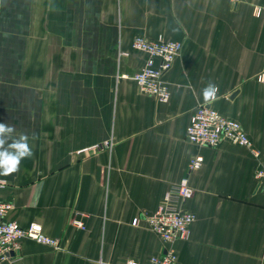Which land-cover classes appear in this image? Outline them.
Segmentation results:
<instances>
[{"label":"crops","instance_id":"obj_1","mask_svg":"<svg viewBox=\"0 0 264 264\" xmlns=\"http://www.w3.org/2000/svg\"><path fill=\"white\" fill-rule=\"evenodd\" d=\"M135 35L182 43L163 74L167 102L131 78L147 56ZM263 69L264 0H0V123L27 133L33 153L0 176V200L12 204L6 219L59 240L25 239L20 260L0 264L144 263L164 252L131 220L154 211L197 154L193 193L178 204L195 219L168 244L177 264H264V191L253 177L264 161ZM209 83L217 91L206 100ZM198 104L239 121L258 157L227 140H186Z\"/></svg>","mask_w":264,"mask_h":264},{"label":"built area","instance_id":"obj_2","mask_svg":"<svg viewBox=\"0 0 264 264\" xmlns=\"http://www.w3.org/2000/svg\"><path fill=\"white\" fill-rule=\"evenodd\" d=\"M132 47L147 54L142 66L131 76L135 86L140 92L152 96L157 101L167 102L170 90L163 74L179 56L182 43L162 36L148 38L135 35L132 38ZM257 78L264 80V69ZM185 138L192 144L209 147H216L222 140H227L250 148L255 157L259 155L252 149L250 138L240 122L223 115L208 104H198L195 107L185 129ZM105 144L109 145L110 141ZM202 162L201 154L190 157L186 174L166 190L158 207L152 212H142L131 220L132 226H137L142 220L145 227L166 245L164 252L149 256L144 263L129 259L126 264H177V254L168 244L177 239H184L189 234L195 214L179 208L178 204L191 197L193 190L188 176L191 171L199 169ZM253 177L257 188L264 191V161L255 165ZM5 185L6 182L0 179V189ZM11 206L10 202L0 200V263L20 260L21 242L25 239L54 248L59 246V240L45 234L38 222L23 226L15 220L6 219ZM71 224L76 228L85 229L84 222L76 215L71 219Z\"/></svg>","mask_w":264,"mask_h":264},{"label":"clouds","instance_id":"obj_3","mask_svg":"<svg viewBox=\"0 0 264 264\" xmlns=\"http://www.w3.org/2000/svg\"><path fill=\"white\" fill-rule=\"evenodd\" d=\"M217 87L209 83L203 89L206 100L214 98ZM35 138V133L33 137ZM29 135L18 132L15 125L0 123V176H8L19 170L21 161L32 156Z\"/></svg>","mask_w":264,"mask_h":264}]
</instances>
